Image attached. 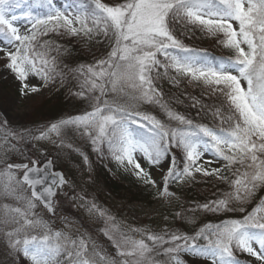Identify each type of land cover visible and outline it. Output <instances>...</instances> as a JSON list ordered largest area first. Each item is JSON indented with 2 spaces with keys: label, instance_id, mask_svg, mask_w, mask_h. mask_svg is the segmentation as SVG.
Returning <instances> with one entry per match:
<instances>
[{
  "label": "snow or ice",
  "instance_id": "snow-or-ice-1",
  "mask_svg": "<svg viewBox=\"0 0 264 264\" xmlns=\"http://www.w3.org/2000/svg\"><path fill=\"white\" fill-rule=\"evenodd\" d=\"M21 19L29 25L23 32ZM193 28L217 37L232 54L217 60L186 46L181 29ZM63 33L97 37L110 50L103 59L69 71L81 79L76 95L89 101V109L51 123L36 138L60 137L68 129L93 151L107 150L125 171L155 186L147 164L162 178V197L174 195L168 191L171 183L193 180L197 173L215 176L230 191L196 210L242 215L209 221L191 234L167 228L157 232L127 228L95 202H85L86 210L104 223L100 232L115 248L112 256L94 236L74 231L70 222L54 228L51 216L39 213L42 206L55 214L57 189L68 181L52 170L51 159L9 162L6 157L16 145L6 142L0 199L14 204L0 205V239L8 253L27 264H241L240 254L264 264V0H92L91 6L71 0L63 7L55 0H0V58L22 95L39 90L30 78L47 84L63 74L60 46L41 43ZM53 51L57 56H50ZM161 69L164 75L176 74L175 84L179 76L188 78L222 100L212 112L221 126L195 123L163 102L157 83ZM142 104L160 106L175 125L141 111ZM209 152L226 162L223 170L230 175L205 167ZM81 156L87 162V155ZM189 255L195 258L191 262Z\"/></svg>",
  "mask_w": 264,
  "mask_h": 264
},
{
  "label": "rangeland",
  "instance_id": "rangeland-1",
  "mask_svg": "<svg viewBox=\"0 0 264 264\" xmlns=\"http://www.w3.org/2000/svg\"><path fill=\"white\" fill-rule=\"evenodd\" d=\"M70 2L71 1L55 0L58 7H63ZM103 2L110 3L111 0H103ZM15 14L18 16L21 15L20 10H16ZM17 23L21 28V32L29 26L27 21L23 19ZM63 34L68 35L67 33ZM72 37L75 38V40L87 53L95 57V61L104 58L103 54H100V51L104 50L105 47L108 46L107 42L100 43L98 42L97 37L89 38L83 34ZM211 37V42H213L215 46H218L219 51L222 54L225 56L232 54L230 49L223 47L215 40L217 37ZM199 44L202 47L208 46V43L204 42H199ZM177 79L184 80L185 77L179 76ZM186 80L188 86L193 87L195 84L194 81H191L188 78ZM29 83L30 85H37L39 90L36 92L29 91L27 95H22L20 92V83L10 72L5 70L4 61L0 58V117H2L3 120L11 126V128H14V132L18 128L22 129L26 123H32V121H29L30 119H34V117H41L40 114L36 115V109L39 108L41 104L47 100V98L52 96L58 85L60 86L58 82H56L57 84L55 82H48L45 84V82L39 78H30ZM88 109L89 108L73 113L66 112L60 116V119L55 121H42L41 123H38L41 119H38L37 122L33 121L36 125L33 127L30 125V148L28 149L26 147L28 151L25 153H28L30 160L33 158L38 160L41 155L49 156V154L56 152L62 164L64 163V165L68 167L75 178L74 183L69 186L72 191L71 196L60 198V214L57 219L52 220V226L54 228H62L66 222H70L74 231L78 230L81 233H87L88 235L94 236L97 243L105 252L115 256L116 250L112 243L100 232V229L105 226L104 223L102 220L95 218L86 210L85 202H95L101 209L107 210L110 215L114 216L118 224L127 228H147L149 230L159 232L166 228L172 229V226H166L165 223L159 222L158 217L154 216L155 213L159 214V211L156 210H160L159 206L163 201H166L168 205L175 204V202L177 203V201L182 197V195L180 196L178 192V187L184 185L179 183L169 184L168 191L174 195L169 197H160L151 206L120 201L119 199H114L112 196L105 199L104 197H106V195H104L103 192L107 193V190L103 185L98 183L95 178L96 172H98L97 163L99 161L104 159L106 166L109 167L113 176L121 182L129 183L127 180L129 175H132L129 171H125L122 166L118 165L108 154L107 150H103L99 153L93 151L89 142L85 141L83 138L68 129H65L64 134L60 137H57L55 133H49V139L36 138L39 132L41 130H46L47 126L51 123L58 122L59 120L66 119L70 116L82 114ZM1 131L2 128L0 127L1 137L9 139L15 137V135L6 134ZM53 140L55 143H53ZM14 141L17 142L15 138ZM61 144L63 146H61ZM15 145V150L10 151L6 157L8 160L11 157L18 155L22 156L23 154L21 142L19 141V143L17 142ZM6 147L7 145L0 140V158H4V149ZM81 153L87 155V162L84 161ZM203 159L210 161V163L205 164V167H208L209 169L221 168L222 175L228 174V171L223 170L226 162L216 157L215 153L209 152ZM0 162H2V159H0ZM177 163L179 164V160ZM144 167L151 172L152 179L158 181L159 192H161L163 190L162 178L159 172L155 169L149 168L147 164H144ZM197 174H195V176ZM199 179L200 177H198V180ZM90 189L91 191L88 193V190ZM3 203L14 204L13 201L0 199V205ZM38 211L45 219L49 218L45 210L38 209ZM66 215H71V217L67 218ZM61 216L63 218H60ZM0 241H2V245L0 246V255L2 256L3 264H27L26 261H18L14 257V254H9L6 250L5 241L3 239H0ZM238 258L240 259L241 264H259V262L255 261L254 257H249L246 254H240ZM186 259L191 262L195 258L189 255Z\"/></svg>",
  "mask_w": 264,
  "mask_h": 264
},
{
  "label": "trees",
  "instance_id": "trees-1",
  "mask_svg": "<svg viewBox=\"0 0 264 264\" xmlns=\"http://www.w3.org/2000/svg\"><path fill=\"white\" fill-rule=\"evenodd\" d=\"M81 2H86L88 6L92 4V0H81ZM181 32L183 34L179 35V38L183 40L186 46L204 50L210 57H212V54H218V49L213 42L208 47H201L193 43L196 39L210 41V36L204 32L194 28L189 30L181 29ZM43 40H48L52 45L60 46L59 55L57 56V53L53 51L50 56H57L58 70L62 71L63 74L57 76L53 81L60 84L59 88L41 104L42 107L40 106L36 109V115L40 114L41 117H34V119L29 120L32 121V123H29V126L31 125L32 127L36 125L33 121L37 122L38 119H41L38 123L42 121H55L60 119V116L66 112H79L89 108V101L76 95V93L81 91V79L77 78L78 74L70 75L69 71L81 65L87 66L95 62V57L86 53L73 37L50 34L48 37L42 38L41 43H43ZM109 46L110 44L108 43V46L105 47L106 50L100 51L103 57L106 56ZM38 51H44V49H38ZM160 71L161 77L157 83L164 94L163 102L167 103L173 111L185 115L195 123H203L217 127L221 126L220 119L214 118L212 112L216 107L221 106L222 100L217 99L211 93V90L199 82H195L193 87L188 86L186 82L187 78L179 80V84H175L172 80V77L176 76L174 72L170 71L167 75H164L163 70L161 69ZM108 98L111 99L112 97L109 96ZM194 104L195 107H193ZM140 109L147 114L155 115L165 123L175 125L174 121L170 122L168 120L166 112L156 104H142ZM229 114L228 112H224L225 117ZM223 126L228 127L227 120H225ZM97 171L95 176L96 181L105 186L112 195L118 198L127 199L131 202H141L149 206L153 205L158 198L162 197L157 182L155 186L144 184L131 176V182L128 185H124L118 180H115L106 169L99 168ZM227 175H230V173ZM198 177H200L199 180ZM185 182L187 183H185V186L178 187V192L182 197L177 203L168 205L166 201H163L159 206L160 210H156L159 211V214L155 213L154 216L158 217L159 222L165 223L166 226H172L174 230L191 234L194 229L209 221L218 223L224 218L239 217L242 215L239 211L213 214L196 210L197 205L222 198L223 193L230 191L227 182H222L215 176L205 177L201 174H197L193 180H186ZM260 195H264V193H260ZM106 196L109 197L108 194ZM105 199L107 198L105 197ZM177 212H180L182 216H176Z\"/></svg>",
  "mask_w": 264,
  "mask_h": 264
},
{
  "label": "water",
  "instance_id": "water-1",
  "mask_svg": "<svg viewBox=\"0 0 264 264\" xmlns=\"http://www.w3.org/2000/svg\"><path fill=\"white\" fill-rule=\"evenodd\" d=\"M49 159H51L52 160V158H49ZM46 162V161H45ZM44 162V163H45ZM12 163H20V162H17V161H14V162H12ZM52 170H55V168H54V163H53V167H52ZM55 171H60V172H62L61 170H55ZM63 173V172H62ZM64 174V173H63ZM65 176V175H64ZM67 180V179H66ZM57 193H58V189H57ZM60 193H66V190H65V188H63V190H60ZM55 200H56V206H57V199H56V197H55ZM55 206V207H56Z\"/></svg>",
  "mask_w": 264,
  "mask_h": 264
}]
</instances>
